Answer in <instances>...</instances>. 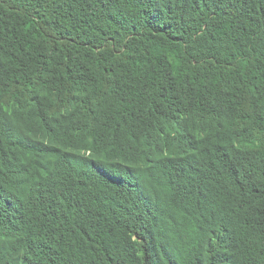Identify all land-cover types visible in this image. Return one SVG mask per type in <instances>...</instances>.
<instances>
[{"label":"trees","instance_id":"1","mask_svg":"<svg viewBox=\"0 0 264 264\" xmlns=\"http://www.w3.org/2000/svg\"><path fill=\"white\" fill-rule=\"evenodd\" d=\"M0 264H264V0H0Z\"/></svg>","mask_w":264,"mask_h":264}]
</instances>
